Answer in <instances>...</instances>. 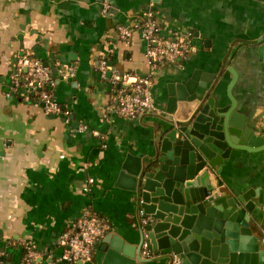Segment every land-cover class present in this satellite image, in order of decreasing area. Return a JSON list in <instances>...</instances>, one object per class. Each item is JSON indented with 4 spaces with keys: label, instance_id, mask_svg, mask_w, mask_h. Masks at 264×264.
<instances>
[{
    "label": "crops",
    "instance_id": "0c3cea01",
    "mask_svg": "<svg viewBox=\"0 0 264 264\" xmlns=\"http://www.w3.org/2000/svg\"><path fill=\"white\" fill-rule=\"evenodd\" d=\"M111 3L105 13L102 0H0V264H21L29 241L39 252L33 264H102L103 237L93 260L63 259L60 235L76 229L86 209L105 216L111 231L137 244L136 205L131 192L116 184L118 171L127 153L156 151L168 84L194 70L214 75L208 91L229 100L233 68L236 108L264 135V58L259 52L264 0ZM150 8L161 34L191 32V49L179 59L178 70L163 66L155 74L154 95L161 110L126 118L117 110V86L101 77L98 59L105 55L111 70L120 73L147 72V41L135 31L125 42L117 25L144 18ZM33 57L43 59L58 79L55 95L70 110V121L64 112H45L33 92L8 93L13 70L25 71ZM68 66H74L75 74L61 78ZM82 124L87 128L81 129ZM224 160L209 171L211 184L224 191L252 190L264 235V148L236 150ZM171 256L152 253L145 264H170Z\"/></svg>",
    "mask_w": 264,
    "mask_h": 264
},
{
    "label": "water",
    "instance_id": "95a60500",
    "mask_svg": "<svg viewBox=\"0 0 264 264\" xmlns=\"http://www.w3.org/2000/svg\"><path fill=\"white\" fill-rule=\"evenodd\" d=\"M259 52L264 58V42ZM230 69L229 100L209 92L214 75L199 70L168 84L156 151L127 153L116 180L131 192L140 240L129 244L118 233H106L102 264H145L144 241L155 255L176 253L184 264H264L252 190H218L209 180V171L234 151L264 148V135L236 108L237 73Z\"/></svg>",
    "mask_w": 264,
    "mask_h": 264
},
{
    "label": "built area",
    "instance_id": "2783aa9c",
    "mask_svg": "<svg viewBox=\"0 0 264 264\" xmlns=\"http://www.w3.org/2000/svg\"><path fill=\"white\" fill-rule=\"evenodd\" d=\"M112 6L111 0H102V9L107 13ZM117 31L125 42H130L135 31H140L147 41L146 57L149 64L147 72L137 74L132 72H117L111 70L108 58L102 55L98 59V70L102 78L116 87L115 98L118 113L126 118H135L144 112H159L161 110L154 95V78L163 66L173 70L180 67L179 59L191 49L189 36L161 34V25L154 9H148L146 16L131 22L119 23ZM51 67L41 58L33 57L27 61L26 70L15 69L11 74V92L25 89L33 92L42 102L45 112L49 114L64 112L66 120L70 121L69 109H64L55 95L58 79L51 75ZM75 74L74 66L61 70L60 77L68 78ZM81 129L87 128L82 124ZM93 178H89L92 181ZM111 223L105 216L86 209L76 221V229L65 230L60 235V243L65 247L63 259L66 261H90L94 258L95 245L106 233L111 231ZM264 239V238H263ZM144 241L142 256L152 254ZM26 254L21 264H33L39 255L32 242H26ZM1 260V252H0ZM170 264H184L179 254L171 256Z\"/></svg>",
    "mask_w": 264,
    "mask_h": 264
},
{
    "label": "trees",
    "instance_id": "16d2710c",
    "mask_svg": "<svg viewBox=\"0 0 264 264\" xmlns=\"http://www.w3.org/2000/svg\"><path fill=\"white\" fill-rule=\"evenodd\" d=\"M26 254V247H25V253H24V255ZM24 258H25V256H24Z\"/></svg>",
    "mask_w": 264,
    "mask_h": 264
}]
</instances>
